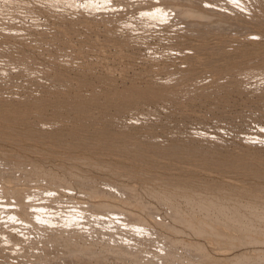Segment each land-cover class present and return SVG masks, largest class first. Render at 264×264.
<instances>
[{"label":"rangeland","instance_id":"obj_1","mask_svg":"<svg viewBox=\"0 0 264 264\" xmlns=\"http://www.w3.org/2000/svg\"><path fill=\"white\" fill-rule=\"evenodd\" d=\"M262 33L264 0H0V264H264Z\"/></svg>","mask_w":264,"mask_h":264},{"label":"bare ground","instance_id":"obj_2","mask_svg":"<svg viewBox=\"0 0 264 264\" xmlns=\"http://www.w3.org/2000/svg\"><path fill=\"white\" fill-rule=\"evenodd\" d=\"M183 1V0H182ZM195 1V0H194ZM176 2V1H175ZM180 2V1H179ZM260 8V7H259ZM163 9V8H162ZM167 9V8H166ZM170 9V8H169ZM173 9V8H172ZM175 9V8H174ZM173 9V10H174ZM177 9V12H178V8H176ZM181 9V8H180ZM190 10V9H189ZM189 10H186V11H189ZM180 11V10H179ZM186 11H184V12H186ZM195 11H197V10H195ZM172 12V11H171ZM197 12H199V11H197ZM173 13V12H172ZM181 13V11L179 12V14ZM187 13V12H186ZM192 13V12H191ZM185 13H183L182 15H184ZM188 14V13H187ZM200 14L201 13H199V15H196L197 17L199 16L200 17ZM182 15H180V16H182ZM192 15V14H191ZM195 15V14H194ZM202 15L203 14H201V17H202ZM188 16H190L189 14H188ZM191 18H193V16H191ZM208 18H209V16H208ZM217 18V17H216ZM189 19H190V17H189ZM188 19V20H189ZM194 19H195V17H194ZM202 19V18H201ZM203 19H204V17H203ZM206 19H207V17H206ZM210 19H211V17H210ZM196 20V19H195ZM215 20V19H214ZM201 21H204V20H201ZM207 21H209V20H207ZM221 21V20H220ZM232 22V21H231ZM258 23V22H257ZM218 26V25H217ZM202 27V26H201ZM204 27V26H203ZM212 27H214V25H212ZM216 29V28H215ZM230 29V28H229ZM218 30V29H217ZM226 30V29H225ZM228 30V29H227ZM262 34H264V33H262ZM187 83V82H186ZM168 89V88H167ZM179 91V90H178ZM179 94V93H178ZM187 94H188V92H187ZM160 95V94H159ZM64 114V113H63ZM19 116V115H18ZM15 131V130H14ZM74 140V139H73ZM40 141V140H39ZM95 149V148H94ZM177 156V155H176ZM32 166H34V165H32ZM14 167H15V165H14ZM22 167V166H21ZM19 169V168H18ZM34 170V169H33ZM28 171V170H27ZM37 171H38V169H37ZM25 174V173H24ZM15 175V174H14ZM254 177V176H253ZM252 178V177H251ZM15 180V179H14ZM13 182V181H12ZM19 183V182H18ZM17 184V183H16ZM12 190V189H11ZM25 190H27V189H25ZM14 191V190H13ZM20 191V190H19ZM20 192H22V191H20ZM258 192V191H257ZM134 193V192H133ZM18 194V193H17ZM257 194V193H256ZM255 194V195H256ZM18 195H20V193L18 194ZM250 195V194H249ZM254 195V196H255ZM17 197V196H16ZM130 197L132 198V194H130ZM20 198V197H19ZM260 199V198H259ZM16 200V199H15ZM91 207V206H90ZM92 208V207H91ZM119 214V213H118ZM224 249V248H223Z\"/></svg>","mask_w":264,"mask_h":264}]
</instances>
